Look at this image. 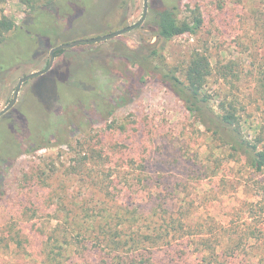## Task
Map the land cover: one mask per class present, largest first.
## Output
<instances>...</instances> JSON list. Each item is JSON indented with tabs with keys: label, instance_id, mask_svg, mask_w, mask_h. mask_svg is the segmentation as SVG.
I'll return each mask as SVG.
<instances>
[{
	"label": "rangeland",
	"instance_id": "1",
	"mask_svg": "<svg viewBox=\"0 0 264 264\" xmlns=\"http://www.w3.org/2000/svg\"><path fill=\"white\" fill-rule=\"evenodd\" d=\"M46 1L7 0L1 8L20 25ZM68 2L71 0L62 4L66 13L63 19L69 16L64 22L68 27L57 31L56 46L100 38L136 25L143 17L145 0H83V6L78 8L70 7ZM152 2L146 21L138 28L101 43L65 50L62 57L55 59L53 68L61 69L84 54L102 56L113 62V70L107 81L97 83L100 93L108 99L119 95L126 85L122 71L128 63L121 58L122 49L143 52L150 46L157 49L162 45L155 37ZM199 8L205 21L202 31L169 42L161 52L162 58L181 69L192 53L200 50L210 57L215 75L221 67L234 62L238 71V78L231 79L234 83L219 80L216 75L210 80L209 91L215 97L214 106L219 104L218 94L234 95L243 102V126L248 139L253 140L264 119V101L256 89L264 66V0H180V19L191 20ZM50 51L44 49L33 63L0 76V113L12 102L24 76L47 68ZM128 65L133 69L131 63ZM55 79L49 76L28 81L16 108L29 111L34 107L37 118L42 119L39 101L44 95L53 97ZM11 112L0 119V125L13 119ZM27 115L22 113L13 127L26 123L27 131L33 129L35 124ZM85 118L82 126H68L63 136L53 134L51 141L39 140L35 145L54 144L52 147L32 152L25 142L11 156L0 178V264H43L48 233L87 214L82 211L83 202L92 191L84 178H116L119 183L130 178L132 184H137L136 190L146 195H155L166 186L162 183L168 182L166 194L175 204L172 209L189 208L196 216L193 222L204 224L205 230L219 228L221 236L226 230L228 237L247 243L235 257H224L228 264H264V234L260 240L246 236L251 229L264 230V171L256 172L244 158L233 159L229 150L220 148V140L212 139V134L191 118L167 88L148 80L138 99L118 109L109 121L96 123L88 111ZM15 129L10 132L7 125L0 127V137L8 138L0 139L1 146L8 151L12 141L22 142ZM135 179L150 181L151 190L145 191L146 187ZM97 211L93 207L91 215ZM76 256L72 264H83L82 258L86 257ZM89 256L96 261L93 252Z\"/></svg>",
	"mask_w": 264,
	"mask_h": 264
},
{
	"label": "trees",
	"instance_id": "2",
	"mask_svg": "<svg viewBox=\"0 0 264 264\" xmlns=\"http://www.w3.org/2000/svg\"><path fill=\"white\" fill-rule=\"evenodd\" d=\"M6 1L0 0V76L17 66L33 63L42 50L56 47L57 31L66 29L68 26L64 22L69 19V16L63 19L66 13L62 4L66 0H47L17 25L2 11ZM152 1L155 37L162 45L157 49L150 46L143 52L122 49L121 58L131 63L133 69L128 63L123 68L126 85L119 95L108 99L100 93L97 83L111 76L113 62L98 55L84 54L74 63L67 62L61 69L52 68L35 78L38 81L55 76L57 88L51 93L52 98L44 95L39 101L42 119L37 118L34 107H28L29 111L21 107L11 112L13 119L1 125H7L10 132H14L13 125L18 124L17 118L25 112L35 124L29 131L26 123L15 129L22 142L13 139L14 143L10 139L13 145L10 151L2 148L0 141V178L11 156L25 142L32 152L52 147L54 144L35 145L39 140L51 141L53 134L63 136L68 126H82L87 111L96 123L109 121L118 109L138 99L148 80L167 88L178 98L191 118L211 133L212 139L217 137L222 143L220 148L225 152L229 150L233 159L239 156L256 172L264 171V119L257 126L255 138L249 140L243 126L246 121L241 116L243 102L234 95L222 97L218 94L219 104L214 106L215 97L209 91L210 80L216 75L219 80L234 83L231 79L238 78L237 65L229 62L215 75L210 57L200 50L194 51L181 69L162 58L161 52L175 38L199 35L205 25L201 9L193 12L191 20L183 21L180 0ZM68 5L78 8L83 6V0L74 3L71 0ZM64 53V50L58 51L55 57L60 58ZM102 88L104 90L103 84ZM256 89L264 101V66L259 71ZM4 136L0 139L8 140ZM91 155L94 156V151ZM84 181L92 191L83 202L82 211L87 214L72 220L69 226L59 225L48 233L45 243H50L51 250L46 244L43 264H72L77 254L86 257L82 258L83 264H228L225 256L235 257L242 250V244L246 247L242 239L228 237L226 230L221 236L219 228L205 230L204 224L194 223L196 216L191 209H172L175 204L171 202V195L166 194L168 182L164 181L162 185L166 186L155 195H146L136 190L137 184H132L130 178H123L120 183L116 178H84ZM142 181L137 180L146 187L145 191H150L151 182ZM93 207L98 210L94 216L91 215ZM262 233L264 230L251 229L246 236L250 240H260ZM91 252L96 257L94 262L90 260ZM257 256L256 253L254 260Z\"/></svg>",
	"mask_w": 264,
	"mask_h": 264
},
{
	"label": "water",
	"instance_id": "3",
	"mask_svg": "<svg viewBox=\"0 0 264 264\" xmlns=\"http://www.w3.org/2000/svg\"><path fill=\"white\" fill-rule=\"evenodd\" d=\"M144 7H145V12H144L143 19L139 23L134 25V26H130L128 28H125V29L117 32V33L106 35V36H103V37H100V38L79 39V40L73 41L71 43L61 44L59 46H56V47L52 48L51 51H50V60H49V64H48L47 68L45 70H42V71H37V72L31 73V74H28V75L24 76L20 80V82L18 84V87H17V89L15 91V94H14L12 102L10 103V105L5 110H3L0 113V117L2 115H4L5 113L9 112L11 109H13L16 106V104L18 102L20 91H21L22 86H23V84L25 82H27L28 80L34 79L36 77L42 76V75L46 74L47 72H49L50 70H52V68L54 66L55 59H56V57H55L56 52L63 51V50L65 51V50L74 49L77 46L82 45V44L101 43V42H104V41H107V40H110V39L117 38V37L129 32V31H132V30L138 28L144 22V20L147 17V14H148V0H145Z\"/></svg>",
	"mask_w": 264,
	"mask_h": 264
},
{
	"label": "flooded vegetation",
	"instance_id": "4",
	"mask_svg": "<svg viewBox=\"0 0 264 264\" xmlns=\"http://www.w3.org/2000/svg\"><path fill=\"white\" fill-rule=\"evenodd\" d=\"M144 4H145V2H144ZM149 5H151V4H150V0H148V12H149V8H150ZM144 12H145V7H144ZM143 17H144V13H143ZM143 17H142V19H143ZM147 17H148V14H147ZM147 17H146V19H147ZM142 19H141V20H142ZM146 19L144 20V22L146 21ZM141 20H140V21H141ZM140 21H139V22H140ZM139 22H138V23H139ZM144 22H143V23H144ZM143 23H142V24H143ZM142 24H141V25H142ZM141 25H140V26H141ZM48 64H49V63H48ZM44 70H45V69H44ZM34 79H35V78H34ZM31 80H32V79H31ZM28 81H30V80H28ZM28 81H27V82H28ZM27 82H25L24 84H26ZM24 84H23V85H24ZM17 87H18V86H17ZM22 87H23V86H22ZM20 92H21V91H20ZM16 107H18L17 104H16V106H15L13 109H11L9 112L13 111ZM9 112H7V113H9ZM7 113H5L4 115H2V116L0 117V119H1L2 117H4ZM3 124H4V123H3ZM0 126H1V125H0ZM4 149H6V146L4 147Z\"/></svg>",
	"mask_w": 264,
	"mask_h": 264
}]
</instances>
